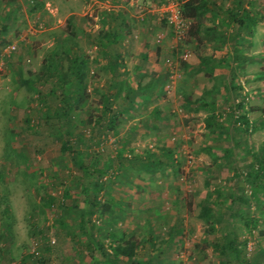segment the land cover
<instances>
[{
    "label": "rangeland",
    "instance_id": "374dc122",
    "mask_svg": "<svg viewBox=\"0 0 264 264\" xmlns=\"http://www.w3.org/2000/svg\"><path fill=\"white\" fill-rule=\"evenodd\" d=\"M182 1L0 0V28L7 26L0 35V264H88L91 256L101 259L99 243L110 255L117 244H124L121 236L139 244L137 261L220 264L212 251L216 235L200 217L203 207H212L213 214L221 216L219 226L248 241L245 256L252 264H264V254L258 252L264 251V192L260 204L252 202L249 208L231 203L239 194L238 185L244 189L243 197H250L243 179L234 182V174L248 168V159L262 148L264 129L243 136L232 128L229 138L215 141L204 127L206 113L192 110L195 100H215L225 112L221 120L229 126L231 97L225 102L208 92L214 85L228 83L234 70L241 88L235 102L241 100L251 122H264V22L255 25L252 46L245 44L243 35L235 50L230 31L224 44L210 42L204 33L196 40L189 30L178 37L164 11L180 9ZM211 1L226 9L237 0ZM242 2L264 15V0ZM116 12L127 24L121 78L135 90L158 81L159 90L147 104L141 97L134 107L122 98L116 100L113 109L126 110L111 132L105 123L97 128L94 122L101 113V95L111 84L94 37L103 29V19ZM69 17H73L74 36L66 28ZM202 23L203 27L213 24L209 17ZM66 45L87 59L88 73L84 104L60 124L55 114L58 93L52 92L56 82L45 80L42 65L53 48ZM8 46L14 49L8 51ZM204 56L221 64L214 69L199 67V57ZM67 66L63 59V73ZM186 98L192 103L188 111ZM154 107L161 116L154 117ZM66 130L72 133L71 152L62 151ZM229 144L232 156L224 158L223 149ZM170 148L178 161L174 170L167 167L148 174L139 164L122 166L117 161L120 151L129 158L159 156ZM74 151L86 166L95 155L106 170L103 177H86L73 162ZM98 180L103 189L95 194ZM94 196L109 204L111 216L95 212ZM244 217L248 224L256 220L255 226L245 225ZM172 229L174 239L169 234ZM122 262L125 259L118 264Z\"/></svg>",
    "mask_w": 264,
    "mask_h": 264
},
{
    "label": "trees",
    "instance_id": "16d2710c",
    "mask_svg": "<svg viewBox=\"0 0 264 264\" xmlns=\"http://www.w3.org/2000/svg\"><path fill=\"white\" fill-rule=\"evenodd\" d=\"M181 15L191 22L189 29V36L200 40L199 34L204 33V37L210 42L217 44H224L228 41L227 30L233 25L234 32L231 35V44L235 45L234 50L237 48L236 44H239V38L242 31H247L255 27L258 22H264V15L253 12L251 8H245L242 0H237L231 4L230 7L223 9L216 2L211 0H184L180 4ZM204 17H209L212 20V25L209 27H203L202 20ZM218 20L215 23V20ZM66 28L69 31L70 36H74L73 31V17H69L66 20ZM127 28V24L123 14L116 12L110 13L109 17L103 19V29L96 33L94 42L97 47V53L102 55L106 61L105 69L111 75V84L108 92L101 95V113L95 119V124L98 127L103 128V124H106L107 130H116L119 124L120 115L125 112L123 106H119L113 109V105L116 100L122 98L129 107H134L135 100L139 97L144 99V102L148 101L157 92L158 81H154L151 84L143 87L135 88L130 84L126 83L121 78V48L122 41L124 38V31ZM251 32V30H249ZM7 32V26L2 25L0 28V35ZM251 34V33H250ZM234 42V43H233ZM66 59L68 61L67 71L62 72V61ZM145 55L142 56V60H146ZM42 65V71H44L45 80H55L56 91L53 89V93H58L57 107H56V118L60 124H65L69 121V114L77 106H82L85 102V80L84 77L88 73V61L83 57L78 50L74 49L70 45L58 46L53 48L47 57L44 59ZM221 62H223L221 60ZM221 63L216 61L211 56L199 57V67H211L214 69ZM223 64V63H222ZM61 69V70H60ZM235 71L230 70V79L228 83H221V85H214L208 94L216 93L221 98L228 102V97H231V104L228 108L227 118L230 121L229 126L224 124L222 114L224 110L217 108V101L206 100L205 98L195 100L193 102V111L203 110L206 115L204 118V127L210 136L214 137L215 141H219L223 136L225 139L229 138V131L232 128L235 131L241 132L243 136H248L264 127V122L261 120L258 123L251 122L247 117V110L244 109L241 100H237L240 86L235 82ZM230 95V96H228ZM224 102V104H226ZM147 104V103H146ZM191 101L186 98L184 108L188 111ZM222 105V104H221ZM188 107V108H187ZM226 107V106H225ZM154 117L161 116V112L157 107L152 110ZM231 126V128H230ZM66 139L62 142V151L71 152L72 147L70 138L72 133L70 131L64 132ZM232 140V139H231ZM235 142V141H234ZM236 145V144H235ZM230 148L223 149V157L230 158L232 156L231 145ZM261 151L264 153V144ZM74 164L81 170L86 177L102 178L103 173L106 171L103 167L97 164V157L93 155L91 157V165H84L82 155L78 151L72 152ZM117 161L123 166L125 163L132 165L139 164L142 169L148 174H155L157 171H162L167 167H171L174 170L178 166V161L174 157V151L170 148L161 153L159 156L153 154H147L144 157L133 156V157H122V151L119 152ZM248 168H242L238 173L234 174V182H240V178L243 179V184L250 190V197L244 198L242 191L244 190L239 185L237 190L239 194L231 199V203H244L249 208L250 203L260 204V195L264 192V156L263 154L253 155L252 162H247ZM110 166V164H109ZM246 170V171H244ZM103 189L102 182L96 181L95 183V194L99 193ZM82 191L87 193V188L82 186ZM216 198L220 197V192L217 190ZM216 203V201H213ZM214 203V204H215ZM92 206L95 208V212L101 215L108 213L111 216V207L109 204H101L96 196L93 197ZM90 214L93 211H89ZM85 213H81V219L84 218ZM243 215V214H242ZM113 216V215H112ZM241 216V215H240ZM200 217L208 226V231L213 235H216L215 241L212 243V251L218 255L220 264H252L253 261L246 258L245 250L248 241L243 239L240 240L238 234L230 228L229 231L225 230L223 226H219L222 223L221 216H215L213 214L212 207H203L200 212ZM213 218V219H211ZM245 225L255 226L256 220H252L248 224V217H244ZM64 225V224H63ZM219 233V234H218ZM170 238L174 239L176 231L172 229L170 232ZM117 239V237L115 238ZM118 239L124 244H117L113 248V252L109 255L99 243L101 249V259H97L95 256L90 257L88 264H118L125 259L124 264H150L151 259L148 258L143 261H137L135 259V250L139 246L131 240H125L123 236ZM262 255L264 251H258ZM257 260V257L255 258ZM24 259L22 260V262Z\"/></svg>",
    "mask_w": 264,
    "mask_h": 264
},
{
    "label": "built area",
    "instance_id": "2783aa9c",
    "mask_svg": "<svg viewBox=\"0 0 264 264\" xmlns=\"http://www.w3.org/2000/svg\"><path fill=\"white\" fill-rule=\"evenodd\" d=\"M165 8L164 15L167 22L172 26L174 33L178 37H182L190 29L191 22L181 15V11L177 6L170 9L168 7ZM13 49V46H8V51Z\"/></svg>",
    "mask_w": 264,
    "mask_h": 264
},
{
    "label": "crops",
    "instance_id": "0c3cea01",
    "mask_svg": "<svg viewBox=\"0 0 264 264\" xmlns=\"http://www.w3.org/2000/svg\"><path fill=\"white\" fill-rule=\"evenodd\" d=\"M217 3V2H216ZM218 4V3H217ZM219 5V4H218ZM220 6V5H219ZM245 8H250L251 6L249 5V6H244ZM222 8V7H221ZM252 9V8H251ZM253 10V12H255L254 10V8L252 9ZM218 20L216 19L215 20V23L217 22ZM231 29H228L227 31H230L231 33H235L234 32V26L232 25L231 27H230ZM249 30H251V32L249 31ZM249 30H247V31H242L241 32V34H240V37L241 38H243L244 39V36L243 35H245V38H247V41L245 42V44H247L248 45V47H250V46H252L253 45V43L255 42L254 41V35H255V27L254 28H252V29H249ZM251 33V34H250ZM264 129V127L263 128H261L260 130H263ZM260 130H258V131H260ZM261 149L262 148H260L259 150H257L256 152H254L252 155H251V157L248 159V161L247 162H252V160H253V155H259V153L260 154H263V156H264V153L261 151Z\"/></svg>",
    "mask_w": 264,
    "mask_h": 264
}]
</instances>
